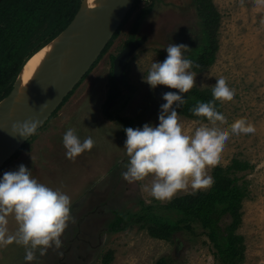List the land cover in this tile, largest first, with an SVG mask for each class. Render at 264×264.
<instances>
[{
  "label": "rangeland",
  "instance_id": "rangeland-1",
  "mask_svg": "<svg viewBox=\"0 0 264 264\" xmlns=\"http://www.w3.org/2000/svg\"><path fill=\"white\" fill-rule=\"evenodd\" d=\"M205 2L208 11L216 10L220 15L217 31L220 47L215 63L207 70L198 72L192 67L197 73L195 85L210 87L214 76L223 73L234 86V94L221 98L227 119L220 123L228 126L243 117L255 127L252 133L230 134L218 159L207 163L205 170L213 177L215 166L227 167L234 159L248 165L235 171L243 176L248 192L238 229L245 238L246 249L233 264H259L264 262V0ZM142 35L148 37L147 41L127 63L120 80L121 95L106 108L114 58L132 39ZM202 39L200 17L193 0L135 1L96 65L62 106L0 168L3 175L23 163L38 181L69 195L70 219L61 234L60 247L53 245L43 256L37 252V259L27 262L25 247L13 242L0 246V264L6 260L12 264H156L158 261L220 264L199 224L193 233L178 232L171 240L127 219L123 222L124 228H111L117 212L135 213L141 208V200L169 201L157 200L144 190L143 185L151 183L150 176L143 181L129 182L121 175L127 162L123 148L126 134L122 123L114 117L139 116L144 123L158 124L163 103L164 85L152 89L142 79L144 73L138 64L146 72L154 60L162 61L167 56L166 46L172 42L188 45V58L194 60ZM178 115L188 132L202 121L180 112ZM69 127L81 140L91 136L95 141L91 150L75 159L66 157L62 143ZM212 182L195 189L188 184L173 198L185 200L198 190H207ZM8 228L10 233L17 228L11 215ZM77 231L83 239L74 238L70 251L63 252L68 238ZM16 252H23L21 258L16 257Z\"/></svg>",
  "mask_w": 264,
  "mask_h": 264
},
{
  "label": "clouds",
  "instance_id": "clouds-1",
  "mask_svg": "<svg viewBox=\"0 0 264 264\" xmlns=\"http://www.w3.org/2000/svg\"><path fill=\"white\" fill-rule=\"evenodd\" d=\"M189 46L172 42L166 46L167 56L154 60L142 79L152 89L165 85L178 91L162 93L158 124L145 122L142 127L124 128L126 139L123 148L127 156L121 175L129 182L143 181L151 177L143 188L153 198L171 200L178 190L191 184L193 189L210 184L212 175L205 165L214 163L230 134L252 133L255 127L245 118H238L228 126L220 122L227 119L225 112L217 107L214 98L231 97L232 86L223 73L214 76L210 85L211 95L190 108L197 117L206 116L191 132L185 130L177 109L185 104L187 93L196 84L197 73L192 71L194 61L188 58ZM198 66V65H197ZM44 105H42L43 107ZM38 117L13 121L11 134L30 137L40 126ZM65 155L75 159L95 144L91 136L83 140L69 127L63 134ZM33 159V157H32ZM69 195L42 183L33 177L31 169L21 163L14 170L0 175V246L13 242L25 247L24 260L32 262L46 254L53 245L60 247L61 234L70 219ZM17 223L15 232H9V216Z\"/></svg>",
  "mask_w": 264,
  "mask_h": 264
},
{
  "label": "trees",
  "instance_id": "trees-1",
  "mask_svg": "<svg viewBox=\"0 0 264 264\" xmlns=\"http://www.w3.org/2000/svg\"><path fill=\"white\" fill-rule=\"evenodd\" d=\"M81 1L0 0V100L12 90L26 59L68 26L79 10ZM193 3L200 17L203 32L200 48L193 60V68L201 72L212 66L217 59L220 47L217 35L220 15L216 10L208 11L209 6L205 0H193ZM117 32L101 56L106 52ZM101 56L92 67L96 65ZM120 83L113 69L105 100L106 108L120 97L122 92ZM74 89L65 97L62 104ZM169 90L178 91L163 86V92ZM183 95L188 99L177 111L187 117L207 121L206 116L197 117L190 111V108L211 95L210 87L194 85L189 92ZM214 102L223 110L221 98H214ZM114 118L122 123L123 133L127 126L138 127L144 123L139 116L117 115ZM247 166L245 161L239 159H234L227 167L217 165L213 170L214 180L207 190H198L185 200L178 197L165 203H146L141 200V208L137 212L130 215L117 212L111 228H124L123 222L127 219L141 227L148 226L154 235L171 240L178 232L193 233L195 225L199 224L213 245L214 256L218 262L233 264L246 249L245 238L238 232V229L243 218L241 210L243 200L248 192L246 181L242 180L243 176L237 175L235 171L245 169ZM156 264H162V262L158 261Z\"/></svg>",
  "mask_w": 264,
  "mask_h": 264
},
{
  "label": "water",
  "instance_id": "water-1",
  "mask_svg": "<svg viewBox=\"0 0 264 264\" xmlns=\"http://www.w3.org/2000/svg\"><path fill=\"white\" fill-rule=\"evenodd\" d=\"M135 1L104 0L95 12L88 15L87 0H82L79 10L68 26L51 40L58 39V43L40 71L36 85L27 98L21 104H17V95L21 89V72L29 59L51 41L26 59L12 90L0 100V168L32 136L12 135V122L22 121L30 116L38 117L41 121L40 128L90 71ZM147 38L146 35H142L132 40L115 56L113 69L118 81L123 78L130 58L147 41Z\"/></svg>",
  "mask_w": 264,
  "mask_h": 264
},
{
  "label": "bare ground",
  "instance_id": "bare-ground-1",
  "mask_svg": "<svg viewBox=\"0 0 264 264\" xmlns=\"http://www.w3.org/2000/svg\"><path fill=\"white\" fill-rule=\"evenodd\" d=\"M103 2L104 0H87L88 15L95 12ZM57 43L58 39H55L46 44L35 55H33L25 65L20 75L21 89L17 95V104H21L36 85L40 71L48 62L51 54L55 51Z\"/></svg>",
  "mask_w": 264,
  "mask_h": 264
},
{
  "label": "flooded vegetation",
  "instance_id": "flooded-vegetation-1",
  "mask_svg": "<svg viewBox=\"0 0 264 264\" xmlns=\"http://www.w3.org/2000/svg\"><path fill=\"white\" fill-rule=\"evenodd\" d=\"M74 238L78 239V240L83 239V238H81L80 233L78 231L73 232V234L68 238L67 245L63 249V252H69L70 251L72 242L74 241ZM52 250L54 251L55 249L53 248ZM22 254H23V252H16V257L21 258L19 256H21ZM3 264H12V263H11V260H6L5 262H3Z\"/></svg>",
  "mask_w": 264,
  "mask_h": 264
},
{
  "label": "crops",
  "instance_id": "crops-1",
  "mask_svg": "<svg viewBox=\"0 0 264 264\" xmlns=\"http://www.w3.org/2000/svg\"><path fill=\"white\" fill-rule=\"evenodd\" d=\"M259 264H264V262H261V263H259Z\"/></svg>",
  "mask_w": 264,
  "mask_h": 264
}]
</instances>
